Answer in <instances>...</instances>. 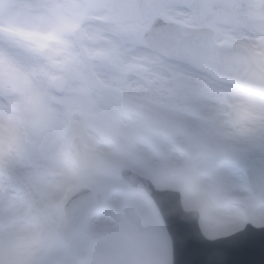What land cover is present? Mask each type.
<instances>
[{
	"label": "rangeland",
	"instance_id": "obj_1",
	"mask_svg": "<svg viewBox=\"0 0 264 264\" xmlns=\"http://www.w3.org/2000/svg\"><path fill=\"white\" fill-rule=\"evenodd\" d=\"M152 1L163 18L196 23L174 0ZM107 3L0 0V86L13 89L10 98L0 96V264H171L170 238L157 209L129 188L62 246L61 207L68 190L83 179L112 180L119 164L141 169L142 162L161 159L174 172L169 184L181 191L183 208L200 211L208 237L239 228L241 218L264 225V97L216 87L205 74L137 50L139 24L118 19ZM215 30L217 43L243 46L264 71V18L224 16ZM43 49L52 52L51 59L41 57ZM133 66L143 74L126 76ZM54 78L63 81L60 91L52 86ZM120 96L191 125L220 149L242 151L263 179L261 197L250 202L239 164L229 157L185 159L175 149L179 134L154 136L140 118L114 113ZM181 101L193 113L169 110ZM229 110L235 128L228 124ZM100 132L105 139L97 138ZM73 134L86 150L84 171L73 163ZM83 249L89 256L80 263Z\"/></svg>",
	"mask_w": 264,
	"mask_h": 264
},
{
	"label": "water",
	"instance_id": "obj_2",
	"mask_svg": "<svg viewBox=\"0 0 264 264\" xmlns=\"http://www.w3.org/2000/svg\"><path fill=\"white\" fill-rule=\"evenodd\" d=\"M193 13L197 15L198 28H189L171 21H164L155 10L146 15L144 8L147 0H109L112 12L127 20H139L143 27L137 32L140 45L154 48L160 54L190 63L203 71L212 74L215 78L233 85L248 88L257 93L264 94V73L260 71L245 53L243 48L214 46L211 25L219 22V17L225 12L232 15L237 11L239 14L257 18L264 16V0L258 1L253 6L248 0H181ZM182 33H185L183 35ZM75 35L78 37L77 31ZM45 58H50L49 51H43ZM208 55H210L208 57ZM62 83L54 81L59 87ZM0 91L10 95L12 90L1 87ZM131 109V108H129ZM140 113L152 129L165 135H174L181 131L186 142L179 149L189 156L207 154L215 156L221 154L214 144L207 143L199 134L189 128L168 120L152 115L148 111L131 109ZM230 124L234 125L233 113L229 115ZM73 149L77 165L83 168L84 151L77 137L74 138ZM234 158L241 161L243 172L247 176L249 185L254 196L261 193V179L254 170L252 163L241 156L240 153H231ZM121 178L128 179L135 184L136 178L126 168H118ZM117 183L101 186L90 185L86 181L80 182L68 194L63 209L64 229L62 240L68 245L70 240L80 234L87 217L99 209L106 200L118 191ZM160 200L162 216L164 217L168 231L173 238L174 261L173 264H249L244 261V248L236 244L226 245L236 239L217 240L212 243L204 241L198 232V216L192 217L182 212L179 201V193L170 190L157 197ZM159 203V202H158ZM263 230V229H262ZM257 233L249 232L251 239L259 240L260 249L254 257H258V263L264 264V231ZM238 238L243 239V235ZM81 261L87 258V252H81Z\"/></svg>",
	"mask_w": 264,
	"mask_h": 264
},
{
	"label": "flooded vegetation",
	"instance_id": "obj_3",
	"mask_svg": "<svg viewBox=\"0 0 264 264\" xmlns=\"http://www.w3.org/2000/svg\"><path fill=\"white\" fill-rule=\"evenodd\" d=\"M173 107V108H172ZM171 109L173 111H176V109L179 106H172ZM190 112V111H188ZM142 162L141 164V169L136 170L138 171L142 176H144L146 179L150 180L152 184H154L155 186L161 188L164 186H169V178L171 176V174L169 173L167 168H164L162 165V161L161 160H156L155 163L154 162H149V163H144ZM136 192L146 196L147 194L145 193V191L143 190H135Z\"/></svg>",
	"mask_w": 264,
	"mask_h": 264
}]
</instances>
